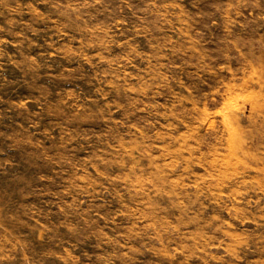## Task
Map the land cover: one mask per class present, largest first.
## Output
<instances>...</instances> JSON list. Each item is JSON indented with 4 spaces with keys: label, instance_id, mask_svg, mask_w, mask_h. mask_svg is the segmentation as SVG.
Returning a JSON list of instances; mask_svg holds the SVG:
<instances>
[{
    "label": "rangeland",
    "instance_id": "1",
    "mask_svg": "<svg viewBox=\"0 0 264 264\" xmlns=\"http://www.w3.org/2000/svg\"><path fill=\"white\" fill-rule=\"evenodd\" d=\"M0 264H264V0H0Z\"/></svg>",
    "mask_w": 264,
    "mask_h": 264
}]
</instances>
